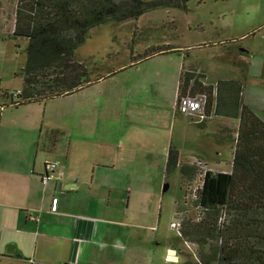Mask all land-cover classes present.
I'll use <instances>...</instances> for the list:
<instances>
[{
  "label": "crops",
  "instance_id": "1",
  "mask_svg": "<svg viewBox=\"0 0 264 264\" xmlns=\"http://www.w3.org/2000/svg\"><path fill=\"white\" fill-rule=\"evenodd\" d=\"M248 2L253 22L237 18L226 26L227 40L214 43L221 67L187 63L188 48L165 40L160 44L178 50L137 65L132 59L75 93L2 110L0 264H160L158 208L171 146H193L213 170L206 160L216 153L210 142L215 149L221 144L213 134L227 138L229 120L234 132L240 122L212 115L200 127L198 116L179 117L184 65L212 81L237 82L244 103L264 120V31L252 33L264 28V0ZM214 119L219 130L211 128ZM215 163L221 168L222 159ZM173 251L167 248V262L180 261L178 252L167 260Z\"/></svg>",
  "mask_w": 264,
  "mask_h": 264
},
{
  "label": "trees",
  "instance_id": "2",
  "mask_svg": "<svg viewBox=\"0 0 264 264\" xmlns=\"http://www.w3.org/2000/svg\"><path fill=\"white\" fill-rule=\"evenodd\" d=\"M189 1L16 0L12 35L28 40L27 60L17 73L23 88L13 104L0 105V115L5 107L44 103L105 77H93L88 62L76 54L96 26L137 20L160 7H187ZM174 50L178 48L171 44L153 45L136 55L131 65ZM242 91L232 80L208 83L206 75L185 65L181 72L179 98L207 96V116L195 120L197 125L205 127L212 115L240 120L231 172L209 169L200 158L184 161L175 146L169 150L166 177L179 168L197 210L196 217L179 210L176 213L182 220V236L199 246L201 260L186 253L185 264H264V120L244 103ZM176 112L182 115L178 109ZM213 136L218 142L226 139L219 133ZM198 177L201 184L194 187Z\"/></svg>",
  "mask_w": 264,
  "mask_h": 264
},
{
  "label": "rangeland",
  "instance_id": "3",
  "mask_svg": "<svg viewBox=\"0 0 264 264\" xmlns=\"http://www.w3.org/2000/svg\"><path fill=\"white\" fill-rule=\"evenodd\" d=\"M245 1L190 0L187 7L152 9L139 20L128 19L122 22H107L90 31L86 42L77 49L76 54L86 60L90 67L92 65L93 77H96L109 69L130 63L136 55L143 53L146 48L166 40L190 49L186 54L187 63L193 62L211 71L223 64L222 52L219 45L214 43L220 44L227 40L226 37L229 33L226 26L236 24L237 18L242 20L246 26L253 22L254 14L252 13L255 11L253 10L255 6L253 2ZM15 6L16 0H0V104L7 103L9 95L21 87L22 77L18 76L17 73L25 66L27 60L28 40L12 35ZM263 31L264 28L252 33L258 34ZM207 82L216 85V81L208 78ZM179 117L186 119L183 115H179ZM233 121L235 120H229L231 128L227 138L223 142H218L221 143L218 145L220 149H215L214 146L217 145H215L214 139L210 142L213 144L212 149L216 153L211 154L206 160L212 165L213 170L231 172L233 169L236 144L234 138L237 135V131L234 132ZM219 123V119H214L211 124L212 130H219ZM182 148L179 151L184 161L197 159L198 156L195 155H198L199 152L193 146L190 145L185 150ZM220 151L221 154L218 153ZM217 157L222 159L221 168H215ZM200 184L201 178L198 177L194 187ZM166 186L165 195L160 199L158 208L160 214V261L156 263L185 264L186 253L190 254L193 260L200 261L199 246L187 241L178 234L177 230L171 227L172 221L178 219L176 215L178 210L187 212L190 217H196L194 195L183 182L179 169L168 176ZM168 247H175L178 250L179 262L173 263L165 260ZM205 249L209 250V245ZM175 259L176 257L173 260Z\"/></svg>",
  "mask_w": 264,
  "mask_h": 264
},
{
  "label": "built area",
  "instance_id": "4",
  "mask_svg": "<svg viewBox=\"0 0 264 264\" xmlns=\"http://www.w3.org/2000/svg\"><path fill=\"white\" fill-rule=\"evenodd\" d=\"M21 90L14 91L9 95V104H13L14 100L18 98ZM206 105H207V96H192V95H184L178 97L176 110L178 109L184 115H193L198 116L200 120L206 118ZM51 177L49 175L44 176V182H47ZM59 208L58 198L54 199L52 210L57 211ZM171 227L177 230L178 234L182 236L181 227L182 220L178 217L177 220H173L171 223ZM177 256V251L170 252L167 255V260L173 261V259ZM177 258V257H176Z\"/></svg>",
  "mask_w": 264,
  "mask_h": 264
},
{
  "label": "clouds",
  "instance_id": "5",
  "mask_svg": "<svg viewBox=\"0 0 264 264\" xmlns=\"http://www.w3.org/2000/svg\"><path fill=\"white\" fill-rule=\"evenodd\" d=\"M8 103H9V101H8Z\"/></svg>",
  "mask_w": 264,
  "mask_h": 264
}]
</instances>
